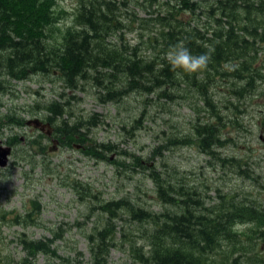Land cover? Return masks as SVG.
Returning a JSON list of instances; mask_svg holds the SVG:
<instances>
[{"label":"rangeland","instance_id":"rangeland-1","mask_svg":"<svg viewBox=\"0 0 264 264\" xmlns=\"http://www.w3.org/2000/svg\"><path fill=\"white\" fill-rule=\"evenodd\" d=\"M219 1L186 0L185 4L194 3L195 9L176 11L181 9L180 0H114L125 27L110 40L133 48L132 58L156 57L164 45L166 28L160 22L164 14L176 11L189 28L198 24L211 32L214 24H208V6ZM237 1L242 6L254 4V0ZM76 4V0H58L57 5L71 13ZM257 56L264 59V45ZM206 69L210 70L208 79L203 73ZM192 74L205 83L212 107L202 102ZM224 78L228 77L208 64L185 79L179 78L173 88L165 85L167 96L162 94L164 88L152 83L146 91L140 86L131 88L122 73L113 74L102 85L90 76L80 77L72 89L64 82V73H31L16 79L0 72V143L11 146L6 158L9 164L0 168V211L6 217L0 218V264H100L94 262L88 234L106 225L102 203L125 198L133 206L164 211L148 176L152 168L173 183L196 189L205 205L212 203L218 189L264 205V142L258 138L259 133L264 134V98L238 100L231 94V80ZM111 88L124 92L108 99ZM55 102L66 103L65 112L53 124L62 144L24 124L29 118L50 115L48 107ZM198 121L216 124L218 137L227 140L222 147L213 146V154L197 145L193 127ZM65 122L87 123L81 129L85 145H113L114 150L106 152L108 159L88 156L82 144L68 146L72 140ZM189 137L190 144L186 142ZM123 151L129 156L122 155ZM133 157L140 158V165L133 163ZM224 157L240 159L244 172H239L235 161H223ZM117 212L110 226L114 244L107 248L104 263L145 264L122 234H130L145 250L144 227L130 218L126 207ZM16 216L19 223L13 221ZM21 238L48 241L51 252L32 254Z\"/></svg>","mask_w":264,"mask_h":264},{"label":"trees","instance_id":"trees-1","mask_svg":"<svg viewBox=\"0 0 264 264\" xmlns=\"http://www.w3.org/2000/svg\"><path fill=\"white\" fill-rule=\"evenodd\" d=\"M180 1L181 9L176 11L186 8V0ZM227 1L224 0V7L219 5L218 11L207 14L208 24H215L211 32L210 29L206 31L210 35L200 32L198 24L189 28L179 15L164 14L160 20L166 28L161 54L152 59H140L132 58L135 53L129 45L124 47L106 40L108 35L125 27L114 0H77L72 15L57 5L56 0H0V72L26 78L31 73L53 74L56 71L64 73L72 87L77 86L75 78L90 76L102 85L113 74L122 73L131 88L140 86L147 90L152 83L165 89L162 94L170 96L165 85L173 88L179 78L189 76L188 72L173 69L166 59L169 51L182 44L193 55L207 54V65L233 81L232 92L237 98L246 97L250 92L264 98V60H260L257 53L255 57L249 56L250 51L264 44V2L244 7L236 4L230 9ZM91 42L98 46L91 48ZM229 61L233 63L228 64ZM203 73L208 79L210 70ZM192 78L198 94L210 106L205 83L197 81L196 74H192ZM119 92L111 88L107 98L113 99ZM48 108L53 116L60 114L56 102ZM195 129L201 146L209 154L215 152L214 143L222 147L227 141L218 137L213 124H197ZM70 136L76 141L73 133L70 132ZM108 150L114 147L100 144L87 146L86 153L108 159L105 155ZM122 154L129 156L125 151ZM222 160L235 161L239 172H244L240 169V159L224 157ZM114 162L123 164L120 159ZM133 163L140 165V158L133 157ZM149 176L155 182L156 198L164 205V211L158 213L143 206L136 207L125 198L102 203L100 210L107 213L106 225L94 235H88L95 263L105 264L102 258L106 257L110 244H114L111 220L118 216V208L126 207L130 218L144 227L145 250L135 244L130 234L122 231L129 248L142 263L264 264V205L219 189L212 203L205 205L196 189L173 183L161 171L151 170ZM4 215L5 212L1 217ZM18 218L16 216L14 222H18ZM30 249L31 253L33 250L51 252L49 242L30 243Z\"/></svg>","mask_w":264,"mask_h":264},{"label":"clouds","instance_id":"clouds-1","mask_svg":"<svg viewBox=\"0 0 264 264\" xmlns=\"http://www.w3.org/2000/svg\"><path fill=\"white\" fill-rule=\"evenodd\" d=\"M166 59L173 69L195 73L207 67L209 57L207 54L193 55L186 46L180 44L167 53Z\"/></svg>","mask_w":264,"mask_h":264},{"label":"water","instance_id":"water-1","mask_svg":"<svg viewBox=\"0 0 264 264\" xmlns=\"http://www.w3.org/2000/svg\"><path fill=\"white\" fill-rule=\"evenodd\" d=\"M30 122H33L35 125L39 124V122L37 120H33V121H30ZM260 138L264 141V138H263L262 134L260 135ZM3 155H4L3 151L0 150V165L1 166L6 164V159H5V157H3Z\"/></svg>","mask_w":264,"mask_h":264}]
</instances>
